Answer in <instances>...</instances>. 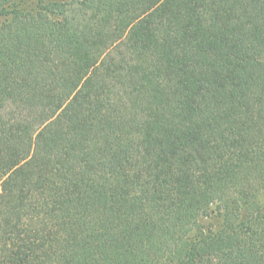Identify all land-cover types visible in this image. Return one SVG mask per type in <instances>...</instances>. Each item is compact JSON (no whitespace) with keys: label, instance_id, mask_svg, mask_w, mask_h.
Masks as SVG:
<instances>
[{"label":"trees","instance_id":"trees-1","mask_svg":"<svg viewBox=\"0 0 264 264\" xmlns=\"http://www.w3.org/2000/svg\"><path fill=\"white\" fill-rule=\"evenodd\" d=\"M264 0H0V264H264Z\"/></svg>","mask_w":264,"mask_h":264},{"label":"rangeland","instance_id":"rangeland-1","mask_svg":"<svg viewBox=\"0 0 264 264\" xmlns=\"http://www.w3.org/2000/svg\"><path fill=\"white\" fill-rule=\"evenodd\" d=\"M263 202H264V195H263ZM264 204V203H263Z\"/></svg>","mask_w":264,"mask_h":264}]
</instances>
